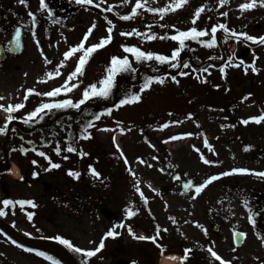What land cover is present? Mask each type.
<instances>
[{
	"label": "rangeland",
	"instance_id": "1",
	"mask_svg": "<svg viewBox=\"0 0 264 264\" xmlns=\"http://www.w3.org/2000/svg\"><path fill=\"white\" fill-rule=\"evenodd\" d=\"M60 1L61 3L59 0H46L51 9L49 15L47 9L39 7V0H27L26 4H21L19 0H0V7L7 10L13 7L15 19L18 13L23 11L32 12L36 17L33 23L32 17L27 14L30 21L29 27L26 26L29 30L24 39L26 46L11 64L12 67L21 68L15 74L0 73V97L4 98L0 103L6 107L8 104H25L24 108L12 113L16 118L27 117L40 103L58 102L62 99L78 102L88 85L98 84L107 74L106 69L110 65L111 57L125 55L123 45L129 46L132 43L150 48L156 53H171L173 48H169L172 44L168 45L169 40L177 30L187 31L192 27L206 29L207 36L211 39V28L219 24H225L236 32L264 36V6L258 3L255 8L243 11L238 7L249 0H227L223 5L220 0H188L182 7L164 13L163 18L160 13H152L147 9L169 6L172 0H146L136 15L128 20L120 17L131 13L135 0H93L91 4H78L76 0ZM97 4L101 6L98 8ZM109 7L112 10L106 11ZM200 7L205 10L193 24L194 13ZM223 12L228 15H221ZM108 20L115 25L112 40L96 50L84 66L83 73L70 82L78 84V87L71 92H62L56 97L36 94L64 84L68 74L77 65L81 52L65 60L64 66L59 69L61 75L47 78L46 73L56 69L59 62L64 60L63 53L71 46L80 44L93 22L96 27L85 46L106 37ZM173 25L175 27H172ZM133 30L141 35H136L135 32L131 36L122 35ZM152 34H155V39L142 40ZM166 36L168 38H160ZM215 36L216 43H225L228 52H239L235 54L236 57H246L247 61L248 57H256L255 67L258 71L253 72L249 68L245 72V66L237 67L238 61L233 59V66L229 69L222 68L223 72L208 69L207 72H199L196 77L189 74L177 77L179 83L164 76L163 84L153 81L151 90L142 93L138 84L128 83V86H125L126 83L120 81L122 73H119L110 95L114 103L108 101L110 106H106L107 102L104 100H99L103 101L104 105H96L98 99L105 98H91L85 103L91 102L95 105L84 103L85 107H68L66 110L75 117L90 111H99V121L93 124L88 132L96 141V148L89 145L88 149L94 153L92 149L95 148L97 154H102L104 161L97 163L96 169L98 172L103 170L104 174H109L106 187L96 188L93 193L90 190L91 196L98 200L96 203L100 202V206L93 211L91 197H87L88 203H85L83 187L79 198L76 199V187L73 181L64 176L66 169H63V165L43 173L46 178L44 181L29 178L28 182H20L17 178L12 179L2 174L5 184H0V208L4 207L2 202L7 198L13 201L33 199L34 204H40L36 209L30 210L34 213L31 219L17 213L7 217L6 220L14 225L16 232L27 237L44 239L61 236L86 252L98 247L102 234L108 227L118 232L121 241L123 240L115 243V246L126 242L122 249L127 254L108 255L105 249L98 253L103 257L100 264H108L111 261L127 264L126 260L136 259L140 252L147 256L145 261L140 259L141 264H159L163 258L183 264L182 259L175 253L178 249L184 254L185 249H191L186 264H204L202 259L205 256L209 261L212 257L208 252L210 247L218 255L221 251L227 255L234 254L232 257L238 259L235 264H248L249 259L255 260V264H264V242L261 239L264 236L259 235L264 231V223L259 227L250 221L249 208L244 202L248 197L264 196V177L256 174L264 172V122L250 121L246 125L241 123L243 119L264 113V48L254 53L241 48L234 51L235 45L228 39L235 37L230 32L217 28ZM45 57L52 63H46ZM182 57L199 63L185 51H182L178 60L182 61ZM214 60L217 62L218 59ZM150 70L153 71V67ZM142 75L141 71L140 77ZM11 78L14 79L12 85L8 84ZM41 79H46L47 82H40ZM28 88H34L36 93L25 101L24 96ZM123 89L127 93H139L140 101L117 107ZM246 96L247 99H243ZM107 109H111L110 115ZM189 113L192 114L190 118ZM7 115V112H3L2 119H6ZM55 115L50 118L51 123L48 125L56 133L52 144L46 146V131V138H41L40 131L32 135L36 147L32 149L31 154L34 156L31 157L34 160L39 158L38 164L39 152L53 157L57 155V146L61 152L67 149L62 140L71 118L62 117L54 121L58 118ZM74 120L77 122L78 118ZM170 121L180 123H169ZM166 123L168 126L162 128ZM48 127L43 129L48 130ZM121 128L124 131H121ZM185 133L192 135H183ZM171 137L178 138L170 139ZM205 139L211 145L210 148L204 144ZM116 144H119L120 150L127 158V164L124 157L119 155ZM247 146L251 147L246 150ZM196 149H199V152ZM202 157L213 163H204ZM141 160L144 162L141 163ZM21 163L25 167L28 162L21 160ZM233 168H247L252 171L219 175ZM175 172L179 173L178 181L172 178ZM214 175L219 178L209 183L200 193H184L180 190L178 183L181 181L191 179L198 186ZM136 186L147 197V203L141 199ZM71 187H74L72 191ZM102 197L105 198L104 201ZM129 202L139 210V214L132 219L119 215L121 205ZM103 207L111 211L108 216L99 211ZM101 216L105 217V222ZM118 224H123L124 227L116 228ZM212 224L218 226L217 232L212 231ZM157 226L160 229L159 235ZM128 227H131L135 236L129 233ZM235 229L246 233L245 243L238 251L230 247L231 233ZM139 236H156V240L137 239ZM114 245L108 243L106 247L109 246L113 250ZM38 253L39 250L29 251L28 248L13 243L0 232V264H53V260Z\"/></svg>",
	"mask_w": 264,
	"mask_h": 264
},
{
	"label": "snow or ice",
	"instance_id": "2",
	"mask_svg": "<svg viewBox=\"0 0 264 264\" xmlns=\"http://www.w3.org/2000/svg\"><path fill=\"white\" fill-rule=\"evenodd\" d=\"M19 2L21 4H26L27 0H19ZM76 2L78 4H91V3H93V0H76ZM124 2H127V0H124ZM187 2H188V0H172V3L169 6L158 7V8L148 7L147 10L149 12H152V13H160L161 14V18H163V14L164 13H167L169 11H174V10L182 7ZM226 2H227V0H220V3L222 5L225 4ZM145 3H146V0H143V2H142V0H135V6L131 9V13L129 15L121 16L120 18L123 19V20H128V19L133 18L136 15L137 10L140 9L141 7H143ZM258 3L261 6H264V0H249V2L241 3L238 7L243 11V10H248V9L255 8ZM100 6H101L100 4L96 5V7H98V8ZM39 7L41 9H47L48 12H49V15H51V9L49 8L48 4L46 3V0H39ZM111 10H112L111 7L106 9V11H111ZM204 10H205L204 7H200V8L196 9V11L194 13V18H193V21H192L193 24H195L196 19H198L200 17L201 13L204 12ZM28 15L30 17H32L33 23H35V20H36L35 14L32 13V12H29ZM221 15L227 16L228 13L227 12H223V13H221ZM108 25H109V27L107 29L108 35L106 37L100 38L99 42L92 43V44H90L89 46L86 47L85 46V42L88 40L89 36L92 34V30L96 27L95 22H93V24L89 27L88 31L85 33V35H84L82 41L80 42V44L75 45V46H71L68 51L63 53L64 60H61L59 62V65L56 67V69L54 71H50V72L46 73V77L47 78H53L55 76L61 75V72H60L59 69L64 66L65 60L69 59L74 54H76L78 52H81L82 54L79 55V58H78V61H77V65L75 66L74 70L68 74L67 79L64 81V84L62 86H58V87H56V88H54V89H52L50 91L43 92V93H36V90L34 88H28V89H26V94L24 96V100L26 101L28 99V97L30 95H32L33 93H36L38 95H43V96H46V97H56L58 94H60L62 92H64V93L71 92L73 89L77 88L78 84L70 83V82L74 78L78 77L80 74L83 73L84 66L87 64V62H88L89 58L91 57V55L96 50H98L100 48H103L105 45L110 43L111 40H112V31H113V28L115 27V25L112 23L111 20H108ZM172 27H175V26L173 25ZM217 28L223 29L225 32H230L231 35L233 37H235L237 40H240V38L243 37L246 40L253 41V42H258L261 45H264V36L257 37V36L249 35V34H247L245 32H236L234 29H229L227 27V25H225V24L214 25L211 28L212 38L210 40H200L199 42L201 44L206 45L208 48H212L216 44L215 33L217 31ZM134 32H135L136 35H141V33H139L136 30H133L131 32L122 33V35L131 36V35H133ZM33 35H35V32H33ZM206 35H208V30H206V29L205 30H198L196 27H192V28L188 29L187 31L177 30V34L172 35L170 37V39L173 40V41H178L179 42V47L175 48L172 51L170 56L169 55L158 54V53L153 52V51H143L141 48L136 47V46L123 45L122 47H123V51L125 53L133 54L136 61H151V60L155 59L159 63L164 64L166 62H171V61H177L178 60V58L181 55V51H182V49L185 46V41L186 40H188V39L197 40L198 38L204 37ZM20 36H21L20 29L17 28L15 30V35H14V40H15V43H16L17 47L20 46ZM155 38H156L155 34L146 36V39H148V40H152V39H155ZM160 38L161 39H165V38H168V37H160ZM37 44H39V41H37ZM45 62L48 63V64L52 63V61L48 60L47 57H45ZM170 66L173 67V68H176V67H179L180 65L177 64V63H171ZM189 66L190 65L187 64V63L183 64V67H185V68H188ZM236 66L239 67L240 65H236ZM244 70H245V72H247L248 68L245 67ZM251 70L253 72L258 71V69L255 67L254 64L252 65ZM202 71L207 72L208 69L204 68V69H202ZM221 71L223 72L224 70L221 69ZM123 72H136V68L132 66V63L130 62L129 57L127 55H124V56L113 55L111 57L110 65L106 69V73L107 74L104 76L103 79H101L98 82V84L97 83H93V84L88 85V87L84 89L83 94H82V98L78 102H73L72 99H62V100H59L58 102H55V103H40L39 106L35 108V110H33V111H31V112H29L27 114V119H25L24 122L28 123L29 121H32L34 118H36L38 116V114L43 113L45 110L51 111L52 109H64V108H68V107L79 109L81 105H83L86 101H88L91 98H108V97H110V95L112 93V90L115 87L116 76L119 73H123ZM180 75L185 76V75H188V73L187 72H181ZM171 79L173 81H175L176 83H179V81L176 80L175 76H172ZM153 81H156V82H158L160 84H163L165 82L164 78L161 77V76H155V77L149 76V77H147V79L145 80L144 84L142 85V87L140 89V92L142 93L143 91L149 89L151 87ZM40 82H47V80L46 79H41ZM215 87H219V85H215ZM248 95L250 96L251 93H249ZM2 99H4V98L0 97V100H2ZM140 99H141V95L139 93H133L131 95H126L124 98L119 100V104L117 105V107L122 106V105H126V104H130V103L138 102V101H140ZM243 99H247V96L244 97ZM24 107H25V104L23 102L16 103L15 105L8 104L6 108H5V105L0 104V109H4L8 113V115L6 117V121H8V122L12 121L15 118L12 115V113H14V112H16L19 109H22ZM106 111H107V113L109 115L111 114V109H107ZM170 115H171V113H170ZM191 115H192L191 113L188 114L189 118L191 117ZM40 118L42 119V116ZM99 118H100L99 116H96V119H99ZM250 121L255 122V123L264 122V113H262L260 115H256V116H251V117H249L247 119H243L241 121V123L246 125ZM169 123H180V121H170ZM89 126H91V124H89ZM167 126H168V124L166 123V124L162 125L161 127L164 128V127H167ZM7 128H8V124L5 123L4 126L0 127V134L6 133ZM121 131H124V129L121 128ZM183 135L190 136V135H192V133H185ZM89 136H90V134H89ZM83 138H88V136H84ZM177 138L178 137H171L170 139H177ZM113 141L115 143V137H113ZM204 144L207 145L209 148L211 147V145L208 144L207 139L204 140ZM250 147L251 146H247L246 150L248 148H250ZM116 148L119 150V155L121 157H124V153H123L122 150H120L119 144H116ZM196 150L199 152V149H196ZM22 151H27V150L26 149H22ZM55 151H56L57 154H59L60 151H61L60 147L57 146L55 148ZM67 151L68 152H77L78 150H77V148L69 145L67 147ZM38 154L40 156H42V157H45V158L49 159L51 168H60L61 167V165L58 164V163H51L50 158H48L46 156L45 152L41 151ZM79 154H80L81 157L89 155V153L84 152L83 150H80ZM64 158L68 159L67 156H65ZM202 159H204V158L202 157ZM124 162H125V164L128 163L126 157H124ZM143 162L144 161L141 160V163H143ZM33 163H36V161H33ZM204 163L209 164V163H213V161L208 160V159H204ZM149 166H151V165H149ZM46 170H48V169H46ZM128 170H129V172H131V168H129ZM89 171L95 176H99L100 175V173L92 165H89ZM250 171H252V170L247 169V168H233L229 172H224V173H221L219 175H229V174H232V173H249ZM33 174L37 175V173H33ZM132 174L135 175V173H132ZM256 174L261 176V177H264V172H260V173H256ZM68 175L78 179L80 177L81 173L78 172V171H74L72 169H69L68 170ZM218 178H219V176L214 175V176L210 177L208 180H206L204 183L199 184L195 188L196 193H200L201 190L204 189L209 183H211L214 180H217ZM138 183L139 182H137V184ZM189 186H190V184H185L184 185V187L186 189ZM136 191L138 193H140V197L144 201V203H147V197L144 195L143 192H141V190H140V188L138 186H136ZM2 203H3L4 206H9V205H13L14 202L12 200H10V199H4ZM15 203H17V204H19L21 206L29 205V204L32 205L33 207L36 206L34 204V202L31 201V200H19V201H16ZM4 214H5L4 210L2 208H0V216H3ZM32 215L33 214L31 212H29L28 213V219H31ZM126 215L131 217V216L135 215V212H133L132 209L129 208V209H127ZM249 219L252 221V223H255V220L252 219L251 215H249ZM115 227L116 228L124 227V225L123 224H118ZM127 230L129 231V233H132L133 236H135V233L132 232L131 227H128ZM159 231H160L159 226H157V235H159ZM165 231H167V229H165ZM205 234H207L206 230H205ZM117 235H119L118 232H116L115 230H110V231L107 232L106 238L107 237H115ZM136 238L137 239H141V240H144V239H151L153 241L156 240V236H152V237L139 236V237H136ZM55 239L58 240L61 244L67 246L70 249H72L74 252L85 253V255L87 257H92V256L96 255V253L100 252L101 249H103L104 246H105L104 239H102L100 241L99 246L95 250H88V251L85 252L84 249H81V248H78V247H74L73 244L71 243V241H69L68 239H65V238H63L61 236H56ZM261 239H262V241H264V237H261ZM12 242L15 243V241H12ZM161 250L163 251V249H161ZM29 251H32V250L29 249ZM190 251H191V249H185V255L183 257H181V259L182 260H186L187 256H188V253ZM208 252L217 261H220V264H230L229 261L223 260L217 254V252L213 250V248H211V247L208 248ZM38 255H40L42 257H47V259H49V260H53V264H59L58 261H55L53 257L48 256L47 253L40 252V253H38ZM172 258L175 259L176 257H172ZM133 264H136V262H133Z\"/></svg>",
	"mask_w": 264,
	"mask_h": 264
},
{
	"label": "trees",
	"instance_id": "3",
	"mask_svg": "<svg viewBox=\"0 0 264 264\" xmlns=\"http://www.w3.org/2000/svg\"><path fill=\"white\" fill-rule=\"evenodd\" d=\"M201 30V29H198ZM185 31V30H184ZM145 33V31H144ZM143 33V34H144ZM177 34V32L173 33L172 35ZM171 35V36H172ZM167 37V36H166ZM143 41L147 40L146 38L142 39ZM200 40H210V38L206 35L204 37H200L197 40H191L188 39L185 41V46L182 49V51H185L187 53H189L194 60L198 61V62H203L206 60H214V59H221L222 56L225 54L226 56V60L225 62L219 67V69H217L218 71L221 70L222 68H230L233 65H231V60L236 59L240 65V67H247L248 69L251 68V66H248V61H251L252 58H247L246 57H240L238 55V57L232 58V55L230 54V52H228V47L225 43H219V44H215L212 48H208L206 45L201 44L199 41ZM229 42L233 41L235 42L236 45V49H243V50H258L261 46H257V47H248L247 45H245L241 40H237V39H228ZM128 41V40H127ZM170 43L168 45H170L169 48H173V50L177 47H179V42L178 41H173V40H169ZM129 43V42H128ZM127 43V44H128ZM132 43L129 44V46H136V45H131ZM141 48L143 51H153L156 52L154 50H151L150 48H144V46L140 47V46H136ZM172 50V51H173ZM171 51V53H172ZM170 52L168 53H158V54H163V55H171ZM235 54H239V52L234 53ZM125 55H127L129 57L130 62L132 63V66L135 67L136 69L138 67H144L145 71L143 72V75L140 77L139 81H138V85H140V89L142 87V85L144 84L145 80L147 79V77H149V75L147 74V70L153 67V71L155 74V76H160L159 73L162 71H168L171 69H175L173 67L170 66L171 63H177L179 64L181 70L178 72L177 75H175V77H183L182 75H180L181 72H187L191 77L192 75L196 72L199 71L200 68H192L191 66H189L188 68L183 67V64H180L179 60L177 61H171V62H166L164 64L159 63L158 61H156L155 59L151 60V61H136L135 57L133 54L131 53H125ZM243 60V61H242ZM185 64V63H184ZM188 64V63H187ZM256 64V62L254 63V65ZM256 66V65H255ZM178 68V67H176ZM202 69V68H201ZM153 76V77H155ZM167 77H169L171 79L172 76L166 75ZM136 77L135 72H123L121 75V80L123 81H131L132 79H134ZM164 77V76H161ZM193 79V78H192ZM194 80V79H193ZM156 82V81H155ZM151 90V87L143 92H149ZM123 93H121L120 95V99L124 98L126 95H131L133 94V92L131 93H127L124 89L122 90ZM105 99H109L112 100V97H108ZM119 104V103H118ZM132 104V103H130ZM91 113V112H90ZM55 114V112L50 111L48 115L53 116ZM85 115V114H84ZM96 116H99L98 113L96 112H92L89 116H79V122L78 125L74 124V122H72V119H74L73 115H70L71 121H70V125L68 127V133H67V137L64 139L63 141V145L65 147H68L69 145L77 148L78 153L76 154L75 152H70V153H62V154H57L55 156H51L49 157V155H46L48 158H50L51 163H58L60 165H63V169H66V171H68L69 169L73 168V153L74 156L78 155V167L81 170V172H83V175L86 173V171L88 170L89 165H91V162H95V163H103L104 159L101 156L102 154H97V152L95 151V144L96 141L94 140V138L89 134V130L91 128V126L93 124H95L97 121H99V119H96ZM89 124H91V126H89ZM44 134L46 133H42L41 135L44 136ZM55 134H47V141L49 144H52L53 141L56 139ZM84 136H88V138H83ZM46 137V136H45ZM29 136L27 135H23V139H19L17 137L14 138V141L16 143V145H20V147L18 148L17 151L14 152V157L15 159L19 162V164L21 163V160H28V164L33 163L34 160L31 159V154L28 151H22V149H27L28 143H29ZM89 145H91L93 148L92 150H94V153H91L87 156L81 157L79 152L80 150H83L84 152L89 153ZM67 156L68 159H65L64 157ZM40 160L44 163L43 165H39L38 163L36 164L35 167H30L27 164V168L24 169L21 168L22 170L27 173L28 175H30L32 178L34 179H38L41 181H44V175H42V171L44 168H46L47 166L50 167L51 165L48 163V159L44 158L42 159V157H40ZM106 164H109V162H107ZM33 173H37V175H34ZM82 175V176H83ZM66 177L73 181V177L68 175V172L66 173ZM84 177V176H83ZM35 207H38L40 204L35 203ZM32 208V207H31ZM29 208V209H31ZM24 208L23 206H19V209H17L16 211L18 212L17 214L19 215H24L25 213L23 212ZM5 214L3 216H0L1 218H6V216L12 215L13 213H11L10 211H4ZM55 241L59 242L58 240H56L54 238ZM60 243V242H59ZM61 244V243H60ZM63 245V244H62ZM65 246V245H63ZM71 253L72 255L81 263V264H100V261L103 259L102 255H99L95 258V255L92 257H87L85 254L81 255L80 253L74 252L72 249L68 248L67 246H65ZM75 247V246H74ZM109 248H106V252L108 251V255H109ZM141 256L137 257L134 262H136V264H138V262L140 263V259H143L145 257L144 253H140ZM53 257V256H51ZM106 257V256H105ZM55 258V257H53ZM56 259V258H55ZM108 264H116L113 263V261H111Z\"/></svg>",
	"mask_w": 264,
	"mask_h": 264
},
{
	"label": "flooded vegetation",
	"instance_id": "4",
	"mask_svg": "<svg viewBox=\"0 0 264 264\" xmlns=\"http://www.w3.org/2000/svg\"><path fill=\"white\" fill-rule=\"evenodd\" d=\"M14 14H15V10L13 9V7L10 10H7V9L0 7V47L3 50V52L5 53V58L2 61H0V73L15 74L17 71H19V68H21L19 66H14V67L11 66L12 62L14 63L15 59L19 55H14V54L9 53V48L11 45L10 42H11V38L13 36V32L17 26L21 28L22 38L25 39V37L27 36V32H29V30L27 29L26 26L28 25V22L30 21V19L27 17L28 12H25V11L19 12L17 19L14 18ZM28 27H29V25H28ZM25 46L26 45L24 42L23 43V49L25 48ZM9 81H10V83H8V84L12 85L14 82V79L11 78V79H9ZM1 94H3V92H1ZM10 123H12V121H10ZM11 125H14V123H12ZM0 127H2V124ZM13 129H14L13 126L10 127V125H9L6 132L11 131ZM75 187H76V199H77V198H79V194H80V188H79L80 187V179L79 178L76 179ZM90 190H92L91 193L96 191L94 187L92 188L91 186H89V193L87 194L85 192V194L83 193V195L85 196V203L86 204L88 203L87 197L88 198L91 197L92 204L94 205V208H93V211H94V210H97L96 208H98L100 206V202L99 203L94 202V197L91 196ZM260 197L252 196L251 198L248 197L244 200L245 204L249 208V215H251L252 219L255 220V223H253V224L258 225L259 227L262 226L264 223V196H260ZM104 199L105 198L102 197V201H104ZM90 207H91V204H90ZM99 211H101L106 216H108L111 212L107 208H104V207L101 208ZM77 214H81V213L77 212ZM116 215H118V214H116ZM103 216H101V217L104 221L105 217L103 218ZM258 226H257V228H258ZM259 235L264 236V231H261V233ZM230 247H232L233 250H235V251H238L240 249V247L239 248L233 247L232 244ZM114 248H116V247H114ZM233 255L224 254L222 251L219 253V256L223 260L229 261L230 264H235V262L238 260V259L235 260V258L232 257ZM202 260L204 261L203 262L204 264H220V262H215L212 259L209 261L207 256H205ZM255 262H256L255 260H250V259L247 261L248 264H255Z\"/></svg>",
	"mask_w": 264,
	"mask_h": 264
},
{
	"label": "water",
	"instance_id": "5",
	"mask_svg": "<svg viewBox=\"0 0 264 264\" xmlns=\"http://www.w3.org/2000/svg\"><path fill=\"white\" fill-rule=\"evenodd\" d=\"M12 43L15 46V48L11 49V51L18 53L19 50L21 49V40H20V46L19 47H17L14 38H13ZM17 49H19V50L17 51ZM175 177H177V174L175 175ZM185 184H190V186L186 189L184 187ZM182 186L185 190H189V189L195 190V188H196V186L193 185L192 181H188L186 183H183ZM214 228H215V226H214ZM0 229L4 233H6L10 238H12L16 242H18L24 246L46 250V251L54 254L56 257H58L64 264H76L74 258L70 255V253H68V251L64 247L59 245L58 243H55V242H52L49 240H44V239H32V238L23 237V236L17 234L9 225H7L2 220H0ZM233 236H234L235 244L239 245L242 241V233L235 232Z\"/></svg>",
	"mask_w": 264,
	"mask_h": 264
},
{
	"label": "bare ground",
	"instance_id": "6",
	"mask_svg": "<svg viewBox=\"0 0 264 264\" xmlns=\"http://www.w3.org/2000/svg\"><path fill=\"white\" fill-rule=\"evenodd\" d=\"M184 55V54H183ZM13 167H11L12 168V171H13V176L14 177H17V175H18V173L16 172V167L14 166V165H12ZM76 262V264H79L77 261H75ZM159 264H177L176 262H174V261H171V260H169V259H167V258H163L161 261H160V263Z\"/></svg>",
	"mask_w": 264,
	"mask_h": 264
}]
</instances>
